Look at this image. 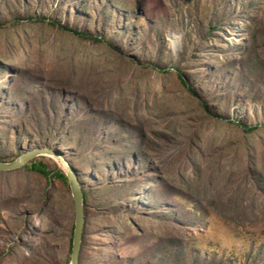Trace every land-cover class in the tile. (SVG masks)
Wrapping results in <instances>:
<instances>
[{"label": "rangeland", "instance_id": "1", "mask_svg": "<svg viewBox=\"0 0 264 264\" xmlns=\"http://www.w3.org/2000/svg\"><path fill=\"white\" fill-rule=\"evenodd\" d=\"M36 147L79 264H264V0H0V159ZM59 169L0 170V264L70 263Z\"/></svg>", "mask_w": 264, "mask_h": 264}, {"label": "water", "instance_id": "2", "mask_svg": "<svg viewBox=\"0 0 264 264\" xmlns=\"http://www.w3.org/2000/svg\"><path fill=\"white\" fill-rule=\"evenodd\" d=\"M46 154L51 155L59 163L61 169L65 172L69 181L75 212L71 245V259L69 264H79L85 226V209L83 189L75 167L58 150H54L48 147H36L22 153L16 159L10 162H5L0 159V170H12L19 168L28 163L36 156Z\"/></svg>", "mask_w": 264, "mask_h": 264}, {"label": "trees", "instance_id": "3", "mask_svg": "<svg viewBox=\"0 0 264 264\" xmlns=\"http://www.w3.org/2000/svg\"><path fill=\"white\" fill-rule=\"evenodd\" d=\"M180 77H181L182 81H185L184 77H183V75L181 73H180ZM245 128L247 130H253L255 128V126H253V127L245 126ZM31 165H32V168L34 170H36V171H39V172H41L43 174H46V175L50 174L49 170H46L45 168H42V166L40 165V162L36 163V162L33 161L31 163ZM55 175L60 176V177H62L64 179H67V176H66L65 172L62 169H59L57 172H55Z\"/></svg>", "mask_w": 264, "mask_h": 264}, {"label": "bare ground", "instance_id": "4", "mask_svg": "<svg viewBox=\"0 0 264 264\" xmlns=\"http://www.w3.org/2000/svg\"><path fill=\"white\" fill-rule=\"evenodd\" d=\"M46 155H49V154H46ZM49 156H51V155H49ZM62 165V164H61ZM63 166V165H62Z\"/></svg>", "mask_w": 264, "mask_h": 264}]
</instances>
